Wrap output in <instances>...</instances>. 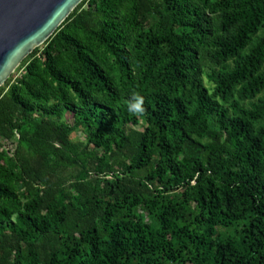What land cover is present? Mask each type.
Listing matches in <instances>:
<instances>
[{
    "label": "trees",
    "instance_id": "1",
    "mask_svg": "<svg viewBox=\"0 0 264 264\" xmlns=\"http://www.w3.org/2000/svg\"><path fill=\"white\" fill-rule=\"evenodd\" d=\"M17 70L0 264H264V0H83Z\"/></svg>",
    "mask_w": 264,
    "mask_h": 264
},
{
    "label": "water",
    "instance_id": "2",
    "mask_svg": "<svg viewBox=\"0 0 264 264\" xmlns=\"http://www.w3.org/2000/svg\"><path fill=\"white\" fill-rule=\"evenodd\" d=\"M83 0H0V87Z\"/></svg>",
    "mask_w": 264,
    "mask_h": 264
},
{
    "label": "clouds",
    "instance_id": "3",
    "mask_svg": "<svg viewBox=\"0 0 264 264\" xmlns=\"http://www.w3.org/2000/svg\"><path fill=\"white\" fill-rule=\"evenodd\" d=\"M135 104L131 105L129 111L132 112L134 115H143L145 109L143 107L144 99L142 96H135Z\"/></svg>",
    "mask_w": 264,
    "mask_h": 264
},
{
    "label": "rangeland",
    "instance_id": "4",
    "mask_svg": "<svg viewBox=\"0 0 264 264\" xmlns=\"http://www.w3.org/2000/svg\"><path fill=\"white\" fill-rule=\"evenodd\" d=\"M18 69V68H17ZM15 70V72L11 75V76H17L18 74H20L21 73V71L22 70ZM65 119L66 120H68L69 119V116L67 115L66 117H65ZM71 137L73 138V140L74 141H77V140H83V138H82V136L80 135V134H77V133H73L72 135H71Z\"/></svg>",
    "mask_w": 264,
    "mask_h": 264
}]
</instances>
